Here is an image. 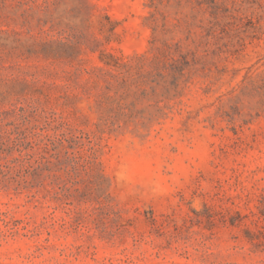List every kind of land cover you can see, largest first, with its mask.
<instances>
[{
  "label": "rangeland",
  "instance_id": "374dc122",
  "mask_svg": "<svg viewBox=\"0 0 264 264\" xmlns=\"http://www.w3.org/2000/svg\"><path fill=\"white\" fill-rule=\"evenodd\" d=\"M0 264H264V0H0Z\"/></svg>",
  "mask_w": 264,
  "mask_h": 264
}]
</instances>
